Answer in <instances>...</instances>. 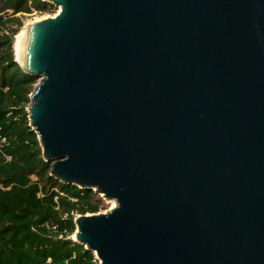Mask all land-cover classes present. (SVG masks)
<instances>
[{
    "label": "water",
    "instance_id": "1",
    "mask_svg": "<svg viewBox=\"0 0 264 264\" xmlns=\"http://www.w3.org/2000/svg\"><path fill=\"white\" fill-rule=\"evenodd\" d=\"M26 23L49 174L98 264H264V0H45Z\"/></svg>",
    "mask_w": 264,
    "mask_h": 264
},
{
    "label": "trees",
    "instance_id": "2",
    "mask_svg": "<svg viewBox=\"0 0 264 264\" xmlns=\"http://www.w3.org/2000/svg\"><path fill=\"white\" fill-rule=\"evenodd\" d=\"M45 0H0V264H97L94 253L68 238L74 216L97 212L102 198L90 188L49 174L26 106L37 76L14 61L18 13L51 9ZM16 25V26H13Z\"/></svg>",
    "mask_w": 264,
    "mask_h": 264
},
{
    "label": "rangeland",
    "instance_id": "3",
    "mask_svg": "<svg viewBox=\"0 0 264 264\" xmlns=\"http://www.w3.org/2000/svg\"><path fill=\"white\" fill-rule=\"evenodd\" d=\"M52 6L53 7L51 9L45 10V11L32 10L29 13H18V14H16L19 17V21H20V24H21L20 27H19V29H18V32L17 33H19L21 31V29L23 28L24 24L29 23V22H32L34 20H38V19L44 18L46 16H51L54 13H56V11L58 10V8L56 6H54L53 4H52ZM13 26H16V25H13ZM100 197L102 198V205H101V209L99 211L107 210L108 208H110V207H112L114 205V204L112 205V203L110 202L111 201L110 199H105L101 195H100ZM77 215L78 214H76L74 217H76ZM71 235L68 236V238H71Z\"/></svg>",
    "mask_w": 264,
    "mask_h": 264
},
{
    "label": "bare ground",
    "instance_id": "4",
    "mask_svg": "<svg viewBox=\"0 0 264 264\" xmlns=\"http://www.w3.org/2000/svg\"><path fill=\"white\" fill-rule=\"evenodd\" d=\"M57 8L59 9V6ZM24 38H25V34H24V29L22 28L21 31L15 35L14 42H13L14 56L18 60H21L22 58ZM110 200H111L110 202L112 203V205L113 204L115 205V201L113 199H110Z\"/></svg>",
    "mask_w": 264,
    "mask_h": 264
},
{
    "label": "built area",
    "instance_id": "5",
    "mask_svg": "<svg viewBox=\"0 0 264 264\" xmlns=\"http://www.w3.org/2000/svg\"><path fill=\"white\" fill-rule=\"evenodd\" d=\"M8 145V139L0 133V154H3L4 147Z\"/></svg>",
    "mask_w": 264,
    "mask_h": 264
},
{
    "label": "clouds",
    "instance_id": "6",
    "mask_svg": "<svg viewBox=\"0 0 264 264\" xmlns=\"http://www.w3.org/2000/svg\"><path fill=\"white\" fill-rule=\"evenodd\" d=\"M27 107V106H26ZM27 111V110H26ZM28 113V112H27ZM28 116V115H27ZM29 125V124H28ZM73 234V233H72Z\"/></svg>",
    "mask_w": 264,
    "mask_h": 264
}]
</instances>
